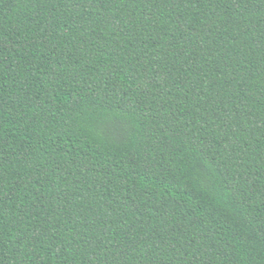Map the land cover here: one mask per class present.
Returning <instances> with one entry per match:
<instances>
[{
	"label": "trees",
	"instance_id": "16d2710c",
	"mask_svg": "<svg viewBox=\"0 0 264 264\" xmlns=\"http://www.w3.org/2000/svg\"><path fill=\"white\" fill-rule=\"evenodd\" d=\"M0 264H264V0H0Z\"/></svg>",
	"mask_w": 264,
	"mask_h": 264
}]
</instances>
